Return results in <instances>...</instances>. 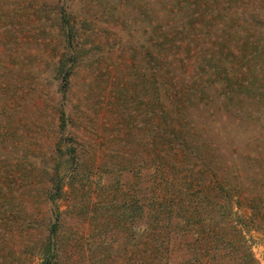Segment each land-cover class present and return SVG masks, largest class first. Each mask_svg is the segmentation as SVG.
<instances>
[{"label":"rangeland","instance_id":"1","mask_svg":"<svg viewBox=\"0 0 264 264\" xmlns=\"http://www.w3.org/2000/svg\"><path fill=\"white\" fill-rule=\"evenodd\" d=\"M165 2L0 0V264H38L54 212L56 241L68 240L57 264L96 263L104 252L98 241H112L107 234L117 221L132 233L141 230L139 217L132 225L117 215L131 193L142 202L148 171L156 167L157 51L171 22ZM203 36L183 32L175 45L183 55L212 43ZM207 146L198 154L219 164ZM243 195L233 194L235 220L264 264V227ZM92 234L98 243L89 251ZM79 239L82 249L74 245Z\"/></svg>","mask_w":264,"mask_h":264},{"label":"trees","instance_id":"2","mask_svg":"<svg viewBox=\"0 0 264 264\" xmlns=\"http://www.w3.org/2000/svg\"><path fill=\"white\" fill-rule=\"evenodd\" d=\"M164 5L171 20L164 27L174 32L165 30L157 51L159 126L151 136L156 167L148 171L142 202L129 193L117 215L131 224L139 217L142 228L132 233L117 221L107 234L112 241H98L104 252L87 264H259L235 220L232 199L235 193L246 195L252 218L258 216L264 227V19L258 16L264 1L167 0ZM183 32L191 38L200 32L212 43L181 55L175 44L182 43ZM70 74L68 69L61 76L64 91ZM234 141L240 145L228 150ZM203 145L209 147L206 155L218 153L219 164L198 154ZM179 151L181 161H175ZM58 231L54 212L38 264H57L64 254L68 240L56 241ZM93 239L92 234L86 240L89 251L98 243ZM74 245L82 249L84 240Z\"/></svg>","mask_w":264,"mask_h":264}]
</instances>
